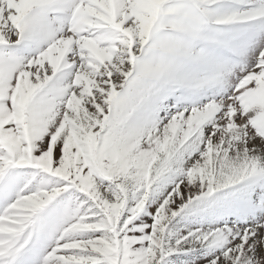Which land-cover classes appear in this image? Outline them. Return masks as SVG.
Segmentation results:
<instances>
[{
	"label": "snow or ice",
	"instance_id": "snow-or-ice-1",
	"mask_svg": "<svg viewBox=\"0 0 264 264\" xmlns=\"http://www.w3.org/2000/svg\"><path fill=\"white\" fill-rule=\"evenodd\" d=\"M0 264H264V0H0Z\"/></svg>",
	"mask_w": 264,
	"mask_h": 264
}]
</instances>
